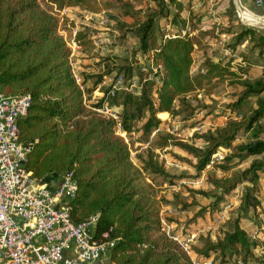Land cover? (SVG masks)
<instances>
[{
	"label": "trees",
	"instance_id": "obj_1",
	"mask_svg": "<svg viewBox=\"0 0 264 264\" xmlns=\"http://www.w3.org/2000/svg\"><path fill=\"white\" fill-rule=\"evenodd\" d=\"M149 1L144 15L135 16L139 14H133L136 0H0V91L31 97L28 115L19 120L21 141L31 145L27 169L36 179L74 172L77 191L70 202L72 218L78 223L98 216L94 238L100 239L109 232L108 239L115 240L111 251L115 264H194L181 244L164 231L163 206H182L181 211L194 212L187 221L196 220L206 212L218 210L226 194L248 183L237 214L228 219L229 229L200 236L192 252L198 258H212L213 264H227L231 259L236 264L238 258L251 264L257 242L243 221L255 218L252 212L257 213L259 180L264 173V63L261 74L246 77L254 63L249 54L243 52L249 66L233 70L226 57L206 53L200 70L194 73L195 52L204 53L210 37L217 35L216 26L201 25L203 16L193 9L192 0ZM229 3L222 22L225 25L219 29L232 37L228 47L235 50L249 40L251 53L257 51L258 57L264 59V35L257 28L243 25L234 0ZM73 7L93 13L120 10L125 18L133 16V21L122 20L114 28L123 38L129 33L138 37L132 56L121 59L96 50L88 26L77 28L74 21L64 26L59 13ZM161 20L189 26L188 33L165 38ZM62 31L69 34V39ZM72 42L81 46V58L95 61L80 72L85 89L74 74ZM137 56L147 64L161 66L157 72L159 82L152 77L156 72L151 68H137L141 63L139 59L135 61ZM94 65L100 69L95 70ZM136 69L141 86L136 92L118 91L111 96L107 87L97 102H87L86 94L113 73L131 78ZM224 84L239 88L237 99L231 104L234 108L256 98L257 105L250 115L196 131L192 142L170 132L159 134L134 157L129 142L117 131L118 121L96 110L104 103L116 107L123 131L127 135L141 133L149 141L153 132L170 122L160 116L169 113L187 123L206 107L204 96L211 97ZM242 134H249L250 139L237 142ZM221 148L228 153L214 167L223 176H208L216 191L189 188L192 200L179 202L180 192L166 195L163 186L174 185L189 175L169 171L158 150L187 162L199 176L214 162V155ZM248 161L247 167L230 175L234 166ZM198 195L208 198L209 203L200 202ZM250 212L251 216H247ZM257 258L256 264H264Z\"/></svg>",
	"mask_w": 264,
	"mask_h": 264
},
{
	"label": "built area",
	"instance_id": "obj_2",
	"mask_svg": "<svg viewBox=\"0 0 264 264\" xmlns=\"http://www.w3.org/2000/svg\"><path fill=\"white\" fill-rule=\"evenodd\" d=\"M244 1L237 0L236 10L241 20L249 24L242 14L253 13ZM254 5L264 9V0H255ZM225 8V3H222L221 9ZM258 19L264 20V16ZM188 30V26L180 27L177 33L167 32L165 38L175 34L185 35ZM71 46L74 50L78 44L72 42ZM140 61V69L154 70L156 73L152 77L159 82L157 72L161 71V66L154 62L146 64L142 59ZM74 74L77 82L85 89L82 76L75 67ZM107 82L111 96H115L118 91L134 93L141 88L136 74L131 78L116 74L108 78ZM30 105L31 97L28 94L6 95L0 91V264H92L112 251L115 240L108 239L109 232H104L100 239L94 238L97 215L78 223L73 220L70 202L77 191L73 171L63 174L57 184L41 180V184L34 186L38 179L26 166L31 145L21 141L19 128V120L28 115ZM96 110L116 119L118 133L127 139L116 107L104 103ZM257 197L260 203L256 212L261 223L264 222V197L258 194ZM229 206L217 215L214 223L191 230L187 235H183L178 226L167 220L162 212L163 229L190 254L194 264H213L212 258L192 256V246L200 233L220 230V225L228 217ZM259 233V230L253 231L250 237L260 238ZM236 264L249 263L238 258Z\"/></svg>",
	"mask_w": 264,
	"mask_h": 264
},
{
	"label": "rangeland",
	"instance_id": "obj_3",
	"mask_svg": "<svg viewBox=\"0 0 264 264\" xmlns=\"http://www.w3.org/2000/svg\"><path fill=\"white\" fill-rule=\"evenodd\" d=\"M229 1L230 0H209L207 2H203V0H195L194 3L192 4L194 6L193 9L197 10L198 12L197 14H202L203 16V21L201 25L208 28H213L216 26L217 28L216 29L217 35L210 37L206 46L207 48L205 47L206 50H204V53L202 51L195 52L194 63L192 66V70L194 73L200 70L202 64L204 63V55L206 53H209V55L217 58H222L223 56L224 58L226 57L225 59H229L231 61L233 70H238L239 66H241L240 62L242 63V60H245L243 56L244 51H242L241 49L237 50L236 55L234 56L225 55L224 53L225 51L228 50L229 54H232L231 51L233 50L232 48L228 47V44L233 41L231 39L232 37L220 33L221 27L225 25V23L223 24L221 21L224 20L225 18L224 16L228 14V10H229L228 5L230 4ZM150 2L151 1L149 0H136L135 2L136 9L133 10V14L139 11L140 15L137 13L135 14V16L144 15V11L148 7V4H151ZM222 3H225L226 5L225 9H221ZM234 6L236 9V5ZM101 14L102 15H95L93 14V12H89L78 7L65 8L59 13L60 17L62 18V22L64 26L67 23H70V21H74L77 27H81V26L90 27L93 31L92 34L96 37L97 39L96 41H98L99 43V49L102 52L107 49L106 54L113 53L119 56L121 59L130 58L132 56V50L138 45V37L135 36L133 33H129L126 36V38H123L121 32L118 33L114 32L115 30L114 28L117 26L118 22L125 19H127L128 21H133L134 17L129 16L125 18V16L123 15L124 13L120 10H111L110 12L101 13ZM236 14L238 15L237 12ZM253 17H254L253 19H258L255 16ZM66 19H68V21ZM238 19L242 22L243 25L257 28L259 32L264 35V26H257L251 23L247 24L243 22L239 16ZM258 20L264 22L263 19H258ZM163 23L165 24V21H163ZM162 26L165 25H161V27ZM179 28L180 26H175V27L173 26L170 27L169 30L171 29L170 32H173L174 29H179ZM62 33L69 39V34L66 31H62ZM248 54L250 56V60L252 61V63L253 62L254 63L253 66L246 65L247 67L249 66L248 74L246 77L254 78L255 76L261 74L262 68L261 67L258 68L257 66H262L264 63V59L263 57H258L259 53H257V51L251 53V49ZM140 57L138 58L137 56L135 61L139 59L138 61L140 62ZM75 59H79L77 61L75 60L76 63L75 67L76 69L79 68L78 71L82 68H85V65L95 63L94 59L81 58L80 54L75 55ZM142 61L144 60L142 59ZM144 63H146V61H144ZM138 65L141 66L142 63ZM140 66H137V68ZM94 69L99 70L100 68L94 65ZM137 70L138 69L134 70V74H136ZM115 74L116 73H113L112 76H115ZM108 84L109 82H107L103 86L106 87ZM238 93H239V88L236 86H228L226 84L219 86L211 97L204 96L203 99L206 107L200 113H198L193 120L187 123H182L179 117H172L170 114L160 116L163 120H170V122L163 123L159 129L153 132V134L150 136L149 141H147L146 138H144L141 135V133L134 132L132 134L126 135L127 141L129 142L131 147L132 156L134 157L141 148L147 147L148 145H150V143L152 144V141L159 134L170 132V133H174L175 135L179 136L180 138L186 141L192 142L194 141L193 137L196 131L198 132L205 131L210 127L214 128L216 126L223 125L229 119H241L244 116L250 115L253 109L257 105L256 98L252 97L250 99H247L245 103L242 105V107L234 108L231 106V104L237 99L236 95ZM249 139H250L249 134H242L240 138L237 140V142L247 141ZM168 149L178 154H185L183 151H181L176 147H172V148L170 147ZM158 151L160 152L161 159L164 160L165 166L169 171L177 175H182V174L189 175V177L179 180L174 185L163 186V190L166 191L167 196L171 197L170 192L171 193L180 192L182 194L181 196L183 197V199H181L182 197L179 198L178 202L188 201V200L190 201L192 200V198L188 191L189 188H197V189L201 188V189L215 190V191L217 190L214 189L213 185L210 183L208 176L214 173L217 174L218 176H223L221 170L215 168L214 164L222 161V158L228 153V150L226 148H221L219 152L216 155H214V162L210 164L199 176H195L196 174L195 170L187 162L179 161L178 159L173 157V155H171L168 151L165 150L164 151L158 150ZM189 158H191V160H194L192 157ZM248 165H249V161L244 164L234 166L230 171V175H234L238 173L240 170L247 167ZM247 185L248 183H243L240 186H238L235 190L226 194L218 210H215L214 212L211 211L206 212L203 215L198 216L196 220L187 221V216L188 217L190 215L193 216L194 214V212L191 210L190 211L188 210L189 212L186 211L185 213H182V215L177 213L176 211L178 210L181 211L180 207L182 206L166 205L163 206L162 212L163 210H168V209L171 210L169 216H166L167 212L169 214V211H164V216L167 218V220L170 221L175 219L180 220L179 222H182L183 224L177 222L178 224L177 226L179 228L178 230L182 231L181 233H183V235H187L191 230H197L198 228H203L204 226L214 223L217 218V215H219L220 212L224 210V208L227 205H230L227 209L228 217L226 220H224V223L220 225L221 226L220 230L217 232H210L211 235L220 232L222 233L223 230L229 229L228 219L231 217H235V215L237 214L240 206V199L244 194V189ZM258 187L259 190L257 194L260 197H264V173L261 174ZM220 191L221 190H218V192ZM197 198L200 202L204 204L209 203V199L202 195H198ZM251 212L249 213V215L247 214L246 215L251 216ZM252 213L255 214V218L254 219L251 218L253 219V223L255 225L253 231L259 230V232L260 231L263 232L262 234L264 235V228H262V225L264 226V222L261 221L260 223L258 213H254V212ZM200 234H201L200 236H202V235H207L209 233H200ZM263 235L261 236L263 237ZM254 240L257 242V248L255 250V254H256L255 258L258 257L259 258V259L257 258L258 261L264 262V240L261 239V237ZM195 244H199L198 239ZM255 258L251 260L252 262L251 264L258 263L256 262ZM227 264H235L234 259H231Z\"/></svg>",
	"mask_w": 264,
	"mask_h": 264
},
{
	"label": "crops",
	"instance_id": "obj_4",
	"mask_svg": "<svg viewBox=\"0 0 264 264\" xmlns=\"http://www.w3.org/2000/svg\"><path fill=\"white\" fill-rule=\"evenodd\" d=\"M194 1L195 0H192L191 2H192V4L194 3ZM207 1H209V0H203V2H207ZM254 1L255 0H245L244 2H245V5H246V7L253 13V16H256L257 18H260V16L261 15H263L264 16V9H261V8H258V7H256L255 5H254ZM202 4V3H201ZM234 4H235V0H234ZM236 5V4H235ZM194 7V6H193ZM108 12H110V11H108ZM101 13H106L105 11H102V12H100V13H93V14H95V15H102ZM246 14H248L249 16L251 15V14H249L248 12L246 13ZM187 15V14H186ZM189 15V14H188ZM248 16V17H249ZM252 16V15H251ZM251 18H254V17H251ZM254 20H257V19H254ZM163 21H165V24L163 23ZM223 21H225V19L224 20H222L221 22H223ZM160 25H165V26H162V30H165V32L167 33V32H170L171 31V29L169 30V28L170 27H175V25H171L169 22H167L166 20H161V22H160ZM78 28V27H77ZM167 28V29H166ZM168 30V31H167ZM93 32V31H92ZM178 31H177V29H174L173 30V32H170V33H177ZM98 33V32H97ZM93 35V34H92ZM93 39H94V43H95V46H96V50H98L99 49V43H98V41H96L97 39H96V37L93 35ZM250 47H251V45L249 44V40H246V41H244L243 43H241L238 47H237V49H235V50H232L231 52H232V54H229V52H228V50L227 51H225L224 53H225V55H231V56H234V55H236V51L237 50H239V49H241L242 51H244L246 54H248L249 53V51H250ZM245 49V50H244ZM80 50H81V46L80 45H78V47H74V50H73V58H72V60H74V63H73V65H74V67H75V65H76V63H75V60L77 61V60H79V59H75V55H78L79 54V52H80ZM100 50V49H99ZM101 51V50H100ZM106 51H107V49L106 50H104L102 53H105L106 54ZM247 64V62L245 61V60H242V63L240 62V65H246ZM258 68L259 67H261V68H263V65L262 66H257ZM76 68V67H75ZM79 69V68H78ZM77 69V70H78ZM82 70H85V68H82V69H80L79 71L80 72H82ZM261 73H262V70H261ZM110 77H112V75L110 76ZM110 77H108V78H110ZM107 81H108V79L106 78L103 82H101L99 85H98V87L91 93V94H86V99H87V102L88 103H95V102H97L98 101V98H100L102 95H103V93H104V89L105 88H107L108 86H103V85H105L106 83H107ZM89 86V85H88ZM167 112H163V114H166ZM169 113H167V115H168ZM166 117V116H165ZM61 176L62 175H60V174H51V175H49L47 178H45V179H38V180H49V182L51 183V184H57L58 182H59V180H60V178H61ZM167 209V208H166ZM177 210V209H176ZM164 211H169V214H168V212H167V215L166 216H169L170 215V212H171V210H163V215H164ZM177 213H179L180 215H182V213H185L186 211H176ZM185 219V218H184ZM183 220V219H182ZM245 221H246V223H245ZM245 221H243V226L248 230V232H249V234H251V231L253 232V229H254V227H255V225H254V223H253V219H250V218H248V219H245ZM171 222H174L175 223V225H178L177 224V221H176V219L175 220H171ZM254 231H257V230H254ZM263 232H261V233H259V236L261 237V235H263L262 234ZM262 239H264V236H263V238ZM68 254H71V252L70 251H68ZM192 256H195V254L192 252ZM110 258H112V255H111V252H108L107 254H105L104 255V257L102 258V259H100V260H97V261H105V262H109V259ZM97 261H95V262H97ZM95 262H93L92 264H94ZM111 264H115V262L113 261V258H112V262H111Z\"/></svg>",
	"mask_w": 264,
	"mask_h": 264
},
{
	"label": "water",
	"instance_id": "obj_5",
	"mask_svg": "<svg viewBox=\"0 0 264 264\" xmlns=\"http://www.w3.org/2000/svg\"><path fill=\"white\" fill-rule=\"evenodd\" d=\"M235 4L237 5V0H235ZM254 25H257V26H264V22L260 21V22L255 23ZM37 183L41 184L42 181H41V180H37V181L34 183V186H36ZM111 262H112V258L109 259V262H105V261H97V262H95L94 264H111Z\"/></svg>",
	"mask_w": 264,
	"mask_h": 264
},
{
	"label": "bare ground",
	"instance_id": "obj_6",
	"mask_svg": "<svg viewBox=\"0 0 264 264\" xmlns=\"http://www.w3.org/2000/svg\"><path fill=\"white\" fill-rule=\"evenodd\" d=\"M247 12H243V18L246 22L248 23H251V24H255L257 22H260L258 19L257 20H254L253 18H250V17H253V16H249L248 14H246ZM250 14V13H249ZM249 16V17H248Z\"/></svg>",
	"mask_w": 264,
	"mask_h": 264
}]
</instances>
